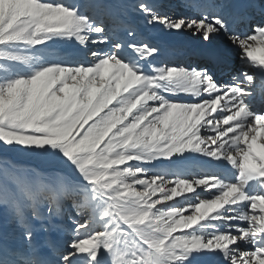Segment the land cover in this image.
<instances>
[{
	"label": "snow or ice",
	"instance_id": "1",
	"mask_svg": "<svg viewBox=\"0 0 264 264\" xmlns=\"http://www.w3.org/2000/svg\"><path fill=\"white\" fill-rule=\"evenodd\" d=\"M0 154V264H264V0H0Z\"/></svg>",
	"mask_w": 264,
	"mask_h": 264
},
{
	"label": "rangeland",
	"instance_id": "2",
	"mask_svg": "<svg viewBox=\"0 0 264 264\" xmlns=\"http://www.w3.org/2000/svg\"><path fill=\"white\" fill-rule=\"evenodd\" d=\"M51 51L59 54V55H64V54H69V53H73L75 50L68 48L66 46H64L63 44H57V45H53L51 47ZM189 58V56L187 55V59ZM2 155V154H0ZM10 158L13 159L16 163L22 165L23 167H30V166H34L37 162L24 154H9ZM194 167H200L199 164L194 165Z\"/></svg>",
	"mask_w": 264,
	"mask_h": 264
},
{
	"label": "bare ground",
	"instance_id": "3",
	"mask_svg": "<svg viewBox=\"0 0 264 264\" xmlns=\"http://www.w3.org/2000/svg\"><path fill=\"white\" fill-rule=\"evenodd\" d=\"M194 43H195V41H185V42H184V44H186V45H187V44H194ZM184 44H183V45H184Z\"/></svg>",
	"mask_w": 264,
	"mask_h": 264
},
{
	"label": "trees",
	"instance_id": "4",
	"mask_svg": "<svg viewBox=\"0 0 264 264\" xmlns=\"http://www.w3.org/2000/svg\"><path fill=\"white\" fill-rule=\"evenodd\" d=\"M22 166V165H21Z\"/></svg>",
	"mask_w": 264,
	"mask_h": 264
}]
</instances>
